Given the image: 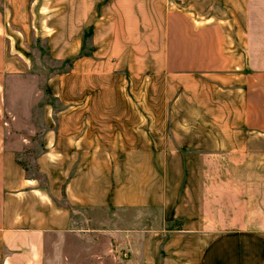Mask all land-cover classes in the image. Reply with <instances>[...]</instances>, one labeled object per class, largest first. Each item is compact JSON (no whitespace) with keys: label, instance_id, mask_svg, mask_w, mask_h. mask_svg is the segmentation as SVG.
I'll use <instances>...</instances> for the list:
<instances>
[{"label":"crops","instance_id":"1","mask_svg":"<svg viewBox=\"0 0 264 264\" xmlns=\"http://www.w3.org/2000/svg\"><path fill=\"white\" fill-rule=\"evenodd\" d=\"M33 37L71 59L42 180L3 110ZM114 232L142 264H264V0H0V264Z\"/></svg>","mask_w":264,"mask_h":264},{"label":"rangeland","instance_id":"2","mask_svg":"<svg viewBox=\"0 0 264 264\" xmlns=\"http://www.w3.org/2000/svg\"><path fill=\"white\" fill-rule=\"evenodd\" d=\"M33 66L23 75L10 77L5 87L4 125L8 141L15 146L16 157L26 173L42 180V173L35 164L40 152L41 135L44 125V105L55 103L54 97L45 88L47 78L66 70L68 61L52 58L46 43L31 39ZM24 138V139H23ZM114 232L106 237L98 236L66 237L62 247L49 245L46 264H142L136 257L132 239H122ZM132 240V241H131Z\"/></svg>","mask_w":264,"mask_h":264},{"label":"trees","instance_id":"3","mask_svg":"<svg viewBox=\"0 0 264 264\" xmlns=\"http://www.w3.org/2000/svg\"><path fill=\"white\" fill-rule=\"evenodd\" d=\"M82 52H84V53H86L84 50H82ZM65 60H67L68 61V65H70L71 64V59H65Z\"/></svg>","mask_w":264,"mask_h":264}]
</instances>
